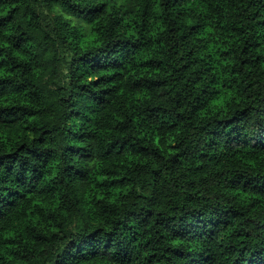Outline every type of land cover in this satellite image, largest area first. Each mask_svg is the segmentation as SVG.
Returning a JSON list of instances; mask_svg holds the SVG:
<instances>
[{"label": "clouds", "instance_id": "obj_1", "mask_svg": "<svg viewBox=\"0 0 264 264\" xmlns=\"http://www.w3.org/2000/svg\"><path fill=\"white\" fill-rule=\"evenodd\" d=\"M0 264H264V0H0Z\"/></svg>", "mask_w": 264, "mask_h": 264}]
</instances>
